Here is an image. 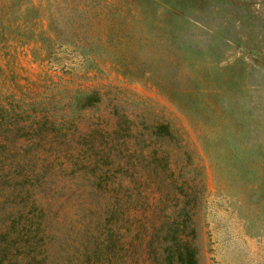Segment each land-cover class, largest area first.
<instances>
[{
  "label": "rangeland",
  "instance_id": "1",
  "mask_svg": "<svg viewBox=\"0 0 264 264\" xmlns=\"http://www.w3.org/2000/svg\"><path fill=\"white\" fill-rule=\"evenodd\" d=\"M175 3L191 21L155 0H0V232L26 225L59 264H147L137 223L177 211L187 182L198 264H264V0ZM76 89L101 100L74 109ZM155 120L189 157L160 164Z\"/></svg>",
  "mask_w": 264,
  "mask_h": 264
},
{
  "label": "trees",
  "instance_id": "2",
  "mask_svg": "<svg viewBox=\"0 0 264 264\" xmlns=\"http://www.w3.org/2000/svg\"><path fill=\"white\" fill-rule=\"evenodd\" d=\"M175 1L177 0H155V4H157L159 8L160 3L165 4L167 12L171 15L172 19H180L186 23L189 20L191 21L189 17L190 14L183 13V10H179L175 5ZM219 1L220 0H209L211 3ZM194 22L197 24L198 21L192 20L191 24L194 25ZM100 100L101 95L97 90L86 91L76 89L72 91L69 96L70 105L78 110L94 108L98 105ZM147 129L149 130V127ZM149 131L148 137L155 141V157H157L160 164L165 163L167 167L171 157L174 156L173 162L176 165L178 162L177 155L181 152L189 157L188 151L184 149L181 135H179L169 123L155 120V125H152ZM5 149V144L0 145V151L4 152ZM171 149H174L173 153ZM158 153H160V156ZM0 170L3 171L1 164ZM178 170L182 171L180 168ZM5 174L6 175L0 179L6 177L9 174L8 171H6ZM178 177L179 178H175V180H187L186 176L182 174L178 175ZM5 183H8V181ZM1 184H3V181ZM151 184H149V187L152 190V194H154L155 181ZM185 184H187L189 193L184 189ZM196 186V184L184 182L176 187V189L179 190V194L183 197L181 201L179 198H175L174 200V206L177 208V211L156 219L155 214L147 215L144 221H139L137 223L138 229L136 232H138V236L135 237L134 241L138 243L135 245L134 241H130L133 244L134 250L138 247L141 248L140 251H143V256L147 264H198V248L196 244L197 218L193 212V209L197 207L199 203V191ZM114 187L116 188L115 192L117 194L119 193L122 198L123 193L129 190L128 184L123 180H118ZM115 198H117L116 206L119 204L118 206H120L121 211L116 212V206L111 208L108 211L109 223L119 226L122 225L124 227V223L129 221L130 218H133V216H131L130 213L125 216L122 209L124 204H120V198L117 196H115ZM134 218L137 220L135 216ZM22 227L23 232L22 229L17 232V228L14 227V222H12L6 228L7 233H5L6 231L0 232L2 239L6 238L5 246H2V249H0V264H3V260H1L2 255H5L8 251L11 252V249L22 251L26 256V260L21 263V260L15 259L13 262L9 261V264H59L57 255H49L46 249H37L36 245L32 246V243H29L30 228L26 225ZM12 231L16 232V234L11 237L13 240H8ZM111 233L112 232L109 233L105 246L107 250L114 255L117 248V240L110 235ZM113 234H115V232H113ZM140 256L142 257V255Z\"/></svg>",
  "mask_w": 264,
  "mask_h": 264
}]
</instances>
